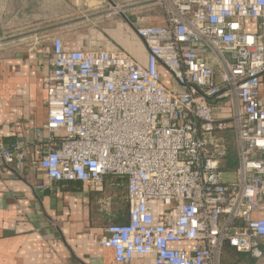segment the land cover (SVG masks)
<instances>
[{
	"label": "built area",
	"instance_id": "2783aa9c",
	"mask_svg": "<svg viewBox=\"0 0 264 264\" xmlns=\"http://www.w3.org/2000/svg\"><path fill=\"white\" fill-rule=\"evenodd\" d=\"M123 6L163 10L161 21L126 17L146 46L145 62L125 49H70L59 36L47 49V121L34 143L47 180L36 189L80 181L104 190L106 176L125 178L128 222L109 223L100 238L120 264H223L225 246L257 250L264 244V0ZM30 147L7 143L0 129V178L4 171L22 178Z\"/></svg>",
	"mask_w": 264,
	"mask_h": 264
},
{
	"label": "crops",
	"instance_id": "0c3cea01",
	"mask_svg": "<svg viewBox=\"0 0 264 264\" xmlns=\"http://www.w3.org/2000/svg\"><path fill=\"white\" fill-rule=\"evenodd\" d=\"M74 3L0 0V129L7 143H31L22 178L6 171L0 178V264H120L100 238L109 223L128 216L125 178L106 176L104 190L80 181L36 189L47 180L34 158V143L40 139L37 129L43 130L47 121L44 80L53 38L61 37L70 49H125L140 62L147 58L146 46L128 21L104 29L106 35L93 29L88 36L71 34L63 17ZM139 12L157 21L163 16L153 6L130 12V20ZM227 250L223 264L225 257L233 258ZM134 263L152 264L141 258Z\"/></svg>",
	"mask_w": 264,
	"mask_h": 264
},
{
	"label": "rangeland",
	"instance_id": "374dc122",
	"mask_svg": "<svg viewBox=\"0 0 264 264\" xmlns=\"http://www.w3.org/2000/svg\"><path fill=\"white\" fill-rule=\"evenodd\" d=\"M72 5L74 9L71 12H66L64 22L71 24L68 30L72 34L77 32L81 35H89V30L93 29L100 33L104 29H116L121 22L125 23L126 17L130 19V14L126 10L128 0H74ZM135 34V31L132 30ZM106 35L105 32H102ZM164 81L169 86L176 84L172 80L170 74L163 70ZM232 140V139H231ZM225 178L227 176L225 175ZM224 263H227L229 256L225 257ZM235 260V259H234ZM243 261H238V264H243ZM236 264V263H235ZM257 264H264V259H261Z\"/></svg>",
	"mask_w": 264,
	"mask_h": 264
},
{
	"label": "trees",
	"instance_id": "16d2710c",
	"mask_svg": "<svg viewBox=\"0 0 264 264\" xmlns=\"http://www.w3.org/2000/svg\"><path fill=\"white\" fill-rule=\"evenodd\" d=\"M230 163L231 165H234L233 160H231ZM126 222H128V216L126 217L125 220L114 221L113 223H126ZM226 248L228 249L227 252L231 253L233 257L230 260H227V264H235V263L238 264V261H243L244 262L243 264H257V262H259L261 259H264V244H261L257 250L250 252H241V253L240 252L233 253V250L229 246H226Z\"/></svg>",
	"mask_w": 264,
	"mask_h": 264
}]
</instances>
